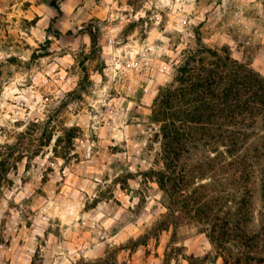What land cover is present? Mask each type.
Masks as SVG:
<instances>
[{"label":"clouds","instance_id":"obj_1","mask_svg":"<svg viewBox=\"0 0 264 264\" xmlns=\"http://www.w3.org/2000/svg\"><path fill=\"white\" fill-rule=\"evenodd\" d=\"M210 77L264 88V0H0V264H264L243 243L249 224L264 242V206L223 238L203 201L177 211L218 164L257 167L264 128L233 151L192 129L199 101L165 103Z\"/></svg>","mask_w":264,"mask_h":264},{"label":"trees","instance_id":"obj_2","mask_svg":"<svg viewBox=\"0 0 264 264\" xmlns=\"http://www.w3.org/2000/svg\"><path fill=\"white\" fill-rule=\"evenodd\" d=\"M195 92V95L192 93ZM207 97V99H206ZM194 101H199V105L195 107V113L191 116L193 123L192 129L215 137L217 142L220 139L226 140L232 150H238L237 146H243L244 135L248 133V125L255 124L256 128H264V88L252 90L248 83L241 80H224L217 83L215 79L208 78L199 85L185 89L184 93L166 100L170 106L183 112L188 111L190 106H193ZM225 125H234V128H225ZM255 129L253 130V133ZM229 133H240L241 135H229ZM252 133H249L251 135ZM174 140H179L180 137H173ZM189 149H196L195 145H188ZM203 149L192 151V156L198 154ZM246 152L251 158L252 164L257 167L252 168L251 164H245L244 161L236 158L234 163L239 162L240 167L236 170H229L223 165H217L218 183L215 186H209L206 190H195L193 196L187 202L180 201L182 211L188 208V204H195L203 201V204L197 209V214L202 219L215 225L219 231L221 238L231 234L236 236L234 231L238 227L240 221L244 219L240 216L241 206L245 202L249 207H256L258 199L260 206H264V186L261 184V178L264 177V137L253 139L247 145ZM243 168L245 171L251 169V175L254 180L253 199L248 200V191L245 187L239 184L244 180V175L238 179L235 178V172ZM227 173V174H225ZM168 182L176 190H180L186 186L187 180L181 177H176L174 180L169 178ZM235 185V186H234ZM227 188H232V192L226 197L223 193ZM204 192V193H203ZM212 194V195H211ZM232 198L236 200L235 211L229 210L222 217L213 215V211L219 209L223 212V204L226 199ZM178 211V210H177ZM232 225V228L228 226ZM247 231L250 238L243 241L248 252H256L257 249L264 251V242L257 241V233L260 231L259 225H247ZM253 257L245 255L242 257V264H248V260Z\"/></svg>","mask_w":264,"mask_h":264},{"label":"rangeland","instance_id":"obj_3","mask_svg":"<svg viewBox=\"0 0 264 264\" xmlns=\"http://www.w3.org/2000/svg\"><path fill=\"white\" fill-rule=\"evenodd\" d=\"M202 150H200L199 152H198V154H195V155H193L191 158H200L201 157V155H202ZM187 159L185 160V161H182L181 162V164L182 165H184V164H187ZM178 178V177H177ZM204 193V192H203ZM212 195V194H211ZM180 201H182V200H179V198L177 199V203H179ZM180 204V203H179ZM257 205H256V207H260V199H258V201H257V203H256ZM181 205V207H182V205H184V204H180ZM181 207H179V208H177V210L178 211H180L181 213H182V217H181V219L182 220H187V217L186 216H184L183 215V213H184V211H182V209H181ZM213 215H218V217H222L223 215H221V212L219 211V209L217 208V210H215V211H213V213H212Z\"/></svg>","mask_w":264,"mask_h":264}]
</instances>
